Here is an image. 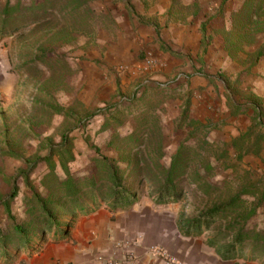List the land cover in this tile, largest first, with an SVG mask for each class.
I'll return each instance as SVG.
<instances>
[{
  "label": "rangeland",
  "instance_id": "374dc122",
  "mask_svg": "<svg viewBox=\"0 0 264 264\" xmlns=\"http://www.w3.org/2000/svg\"><path fill=\"white\" fill-rule=\"evenodd\" d=\"M6 1L0 0V10ZM10 1L28 5L32 0ZM115 1L121 0H91L90 6L95 12L89 22H94L90 31L73 32L57 49L61 55L48 60L50 64L32 61L38 44L49 38L50 27L34 30L28 26L12 36L0 37L9 63L7 75L13 77L11 88L0 95V200L8 197L13 188H18V195L10 204V214L0 204L3 229L14 220L22 222L28 216L24 199L31 191L23 171H28L30 185L43 195L47 192L42 185L46 174L54 171L62 179L67 176L59 153L52 157L53 168L46 160L66 134L74 155L68 164L69 170L80 177L90 174L94 157L103 155L118 158V165L125 170L127 160L121 159L119 152L108 143L122 145V142H129L127 136L135 133L143 145L141 150L152 147L155 142H164L162 161L169 165L178 145L199 127V123H192L193 120L200 121L204 127L187 142L210 143L203 152L214 167L208 178L214 188L206 195L204 189L188 183L185 198L178 202L180 215L195 218L215 203L243 193L241 198L246 203L217 222L216 227L224 228L235 218L242 220L239 214L251 212L258 202L255 196L264 192V33H257V22L264 21V16H246L241 11L246 0H233V4L231 0H206V32L210 31L206 46L211 48V53L217 49L218 54L224 50L232 55V63L237 64V77L232 74L228 79L224 78L226 71L203 70L205 65L201 57L188 59L192 72L185 68L188 61L180 58V69L171 76L164 70L161 52L155 50L137 51L138 57L144 54L148 59L153 58V63H145V67L138 63L115 66L110 62L117 25L113 20L96 16L103 10L99 4L109 11ZM178 10V17L181 10L188 11L179 2ZM192 76L204 77L206 82L192 89ZM248 80L253 83L243 87ZM195 94L207 97L205 105L212 115L210 120L194 114L192 98ZM174 97L182 100L178 114L170 110ZM183 112L187 116L185 122L181 121ZM243 114L248 123L240 127L238 118ZM180 122L182 126L177 128ZM250 129L245 149H240L241 142L238 150L232 149L234 140ZM256 144L260 146L258 153L255 152ZM251 146L254 151L246 153ZM225 150L228 151L225 153ZM136 152V149L132 151L135 158L141 159ZM200 158L196 157L195 162L200 164ZM200 170L204 172L203 168ZM66 218L63 215L61 219ZM245 224L247 229L264 231V206L258 207ZM228 233L231 237V231ZM256 262L264 264L263 260Z\"/></svg>",
  "mask_w": 264,
  "mask_h": 264
},
{
  "label": "trees",
  "instance_id": "16d2710c",
  "mask_svg": "<svg viewBox=\"0 0 264 264\" xmlns=\"http://www.w3.org/2000/svg\"><path fill=\"white\" fill-rule=\"evenodd\" d=\"M32 0L30 4L23 5L20 1L12 3L7 0L0 10V37L14 35L24 27L32 26L33 29L50 27L49 38L38 44L37 54L33 60H40L50 64L51 59L58 58L61 54L57 49L64 44L67 37L73 32H89V24L95 12L90 6L91 0ZM226 4L222 3V6ZM243 13L250 16H264V0H246ZM23 12V13H22ZM19 19V20H17ZM66 23V26H62ZM257 33H264V21L257 22ZM7 29V30H6ZM48 61V62H47ZM186 111V110H185ZM182 122L187 119L183 112ZM180 122L177 128L182 126ZM199 127L195 128L190 135L182 141L171 156L170 164H165L164 142H155L152 147L141 150V142L135 134L127 136L129 142H109L111 148L119 152V156L127 160V168L121 169L118 158L101 157L93 158V167L90 174L77 177L69 170V162L73 161L74 155L71 150L68 135H64L63 142L52 148L51 154L46 160L54 166L52 159L54 153L61 155L60 161L67 176L60 178L54 171L45 175L42 185L47 189L45 195L30 185L28 171L22 174L26 177L30 195L25 196V212L27 218L22 222L9 224L6 229L0 226V257L4 256L7 261H16L22 251L29 253L41 252L50 239L63 240L68 237L74 218L80 213H89L107 203L114 210H127L138 203L145 195L153 198L158 205L178 203L186 196V185L196 184L204 189L206 195L214 188L208 178L212 175L214 167L206 158V145L209 142L189 144L187 141L197 135L204 125L200 121ZM260 121L258 125H260ZM250 129L242 137L234 140L232 149H245L247 139L251 136ZM137 150L135 158L132 153ZM228 150H230L228 148ZM225 150V153L228 151ZM254 151L253 147L246 149V153ZM260 146L255 145L258 153ZM99 151V149H98ZM204 151V152H203ZM200 158V164L195 158ZM201 168L204 172H201ZM50 180V184H48ZM186 183V184H185ZM246 192V191H245ZM243 193L234 194L225 202L215 203L202 215L195 218H186L180 223V229L185 236L200 237L205 232L209 234L207 243L217 249L224 260L245 259L249 261H264V231L247 229L245 222L253 215L257 208L264 206V192L258 196V202L253 210L247 215L239 214L242 220L235 218L224 228L216 227L221 218H227L246 203L242 199ZM18 195V188L11 190L8 197L0 200V204L10 214V204ZM66 215L63 221L61 218ZM231 231L232 236L228 233ZM233 231V232H232Z\"/></svg>",
  "mask_w": 264,
  "mask_h": 264
},
{
  "label": "crops",
  "instance_id": "0c3cea01",
  "mask_svg": "<svg viewBox=\"0 0 264 264\" xmlns=\"http://www.w3.org/2000/svg\"><path fill=\"white\" fill-rule=\"evenodd\" d=\"M178 2L188 9L187 13L181 10L180 17ZM231 2L233 4V0ZM99 7L103 10L96 17L103 16L117 25L116 43L109 57L113 65L138 63L145 67L148 57L144 54L138 57L137 51L149 49L161 52L164 70L171 76H175L180 69V58L188 61L185 68L192 72L188 59L201 57L200 61L205 65L203 70L226 71L224 78L228 79L232 74L237 77V64L232 63V55L224 50L218 54L217 49L211 53V48L206 46V40L210 37L209 29L206 32V0H121L115 1L109 11H105L107 7L104 5L99 4ZM212 58L213 62L208 63ZM8 64L7 54L0 43V95L11 88L13 77L7 75ZM191 79L192 89L206 82L204 77L192 76ZM251 83L252 80H248L243 87L247 88ZM205 99L207 97L194 95V114L200 119L206 117V120H210L212 115L206 108ZM181 104L179 97L170 101L172 114H178ZM239 116L240 127L248 123L245 114ZM185 219L180 215L178 203L158 205L149 195L127 210H114L105 203L92 212L78 214L66 239H50L41 252L22 251L16 261H7L2 256L0 264H96V257L113 251L114 240L132 238L137 239V264H168L162 256H155L152 252L155 247H161L182 264H258L245 259H222L217 249L208 245L209 233L200 237H188L182 233L180 223Z\"/></svg>",
  "mask_w": 264,
  "mask_h": 264
},
{
  "label": "built area",
  "instance_id": "2783aa9c",
  "mask_svg": "<svg viewBox=\"0 0 264 264\" xmlns=\"http://www.w3.org/2000/svg\"><path fill=\"white\" fill-rule=\"evenodd\" d=\"M146 63H153L152 59H147ZM136 238L125 241H113V251L108 255H100L96 257V264H137L138 256L135 252V242ZM155 256H162L168 264H182L181 262H176L166 251L161 249V247H155Z\"/></svg>",
  "mask_w": 264,
  "mask_h": 264
}]
</instances>
